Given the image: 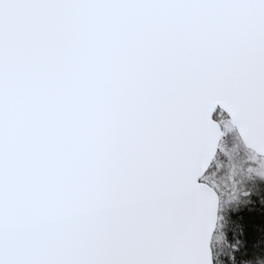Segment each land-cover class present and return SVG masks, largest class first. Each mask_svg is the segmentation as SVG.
I'll return each instance as SVG.
<instances>
[{"label":"snow or ice","instance_id":"1","mask_svg":"<svg viewBox=\"0 0 264 264\" xmlns=\"http://www.w3.org/2000/svg\"><path fill=\"white\" fill-rule=\"evenodd\" d=\"M0 264H264V0H0Z\"/></svg>","mask_w":264,"mask_h":264},{"label":"rangeland","instance_id":"2","mask_svg":"<svg viewBox=\"0 0 264 264\" xmlns=\"http://www.w3.org/2000/svg\"><path fill=\"white\" fill-rule=\"evenodd\" d=\"M226 149L230 152H233L234 154L237 155V157L239 156V153L235 147V145H225Z\"/></svg>","mask_w":264,"mask_h":264}]
</instances>
